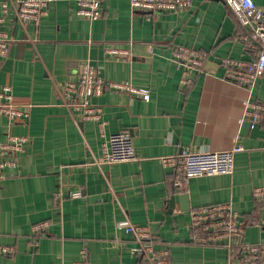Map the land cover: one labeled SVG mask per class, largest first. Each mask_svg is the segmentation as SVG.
Returning a JSON list of instances; mask_svg holds the SVG:
<instances>
[{
  "label": "crops",
  "instance_id": "crops-1",
  "mask_svg": "<svg viewBox=\"0 0 264 264\" xmlns=\"http://www.w3.org/2000/svg\"><path fill=\"white\" fill-rule=\"evenodd\" d=\"M20 0H0L11 50L0 59V90L11 86L26 121L0 115L1 148L10 137H27L19 166L0 182V245L14 249L0 264H77L86 247L89 264H139L141 245L119 229L130 222L149 228L168 264H244L221 244L192 240L191 211L230 203L245 225V242H264V122L245 116L249 102L264 104V73L252 89L225 78L224 58L253 62L257 55L223 0H193L178 12H133L129 0H103V15L89 20L68 0L50 4L39 22L17 19ZM264 9V0H254ZM7 4L8 10L3 12ZM178 46L205 54L194 82L184 87L174 62ZM128 48V61L109 59L106 49ZM86 64L108 81H131L150 100L106 91L92 102L101 122L83 121L65 103L62 84L78 79ZM127 132L138 160L103 164L107 136ZM236 146L232 175L193 178L185 194L163 159L189 152H225ZM80 193L79 197L74 194ZM176 196L179 198L172 203ZM186 198L183 200V198ZM49 223L35 245L33 227Z\"/></svg>",
  "mask_w": 264,
  "mask_h": 264
},
{
  "label": "built area",
  "instance_id": "built-area-1",
  "mask_svg": "<svg viewBox=\"0 0 264 264\" xmlns=\"http://www.w3.org/2000/svg\"><path fill=\"white\" fill-rule=\"evenodd\" d=\"M57 0H20L17 8V19L23 25L39 22L46 14L47 8ZM77 6V14L89 20H98L103 15V0H68ZM236 18L244 34L241 36L248 50L255 52L256 60L241 62L232 58L222 60L226 80L252 89L255 82L264 73V9L257 6L254 0H223ZM133 12L151 14L154 12H178L188 10L193 0H129ZM8 10L7 4L3 12ZM5 16H0V59H7L11 50L9 34L3 29ZM109 59L128 61L131 51L128 48L110 47L106 49ZM174 62L182 69V84L190 86L194 80L191 72L201 70L205 54L193 48L178 46L173 51ZM65 105L73 110L83 121L99 123L100 132L105 136L104 125L101 122L103 109L92 102L106 91L120 92L133 99L150 100L148 90L135 86L131 81L115 82L105 80L98 68L92 64L82 67L75 81L62 85ZM0 115L11 120L26 121L30 114L27 109L17 105L11 86L0 90ZM245 116L252 122H264V104L249 102ZM29 140L27 137H10L2 145L0 157V182L5 178V170L19 166L20 154L26 152ZM243 150L236 146L225 152H189L178 156L166 157L163 163L171 167L176 176V192L185 194L189 190L193 178L203 176L232 175L235 169V156ZM138 160L132 137L127 132H118L107 136L103 148V164H117ZM254 198L264 204V187L254 190ZM80 193L74 194L79 197ZM255 224L264 229V219ZM49 223H40L33 227L35 245L44 236ZM119 229L132 234L139 248L133 249L139 264H168V251L155 249L154 236L147 227L133 225L130 222L119 224ZM190 231L192 240L201 246L224 245L232 256L244 264H264V242H245V225L230 203L205 205L191 211ZM14 249L0 245V255L12 256ZM19 264V263H17ZM77 264H89V253L86 247L80 250V260Z\"/></svg>",
  "mask_w": 264,
  "mask_h": 264
},
{
  "label": "water",
  "instance_id": "water-1",
  "mask_svg": "<svg viewBox=\"0 0 264 264\" xmlns=\"http://www.w3.org/2000/svg\"><path fill=\"white\" fill-rule=\"evenodd\" d=\"M179 198V196H176V197H174L173 199H172V203L175 201V199L177 200ZM181 198H183V197H181ZM184 199H186V198H183V200Z\"/></svg>",
  "mask_w": 264,
  "mask_h": 264
}]
</instances>
